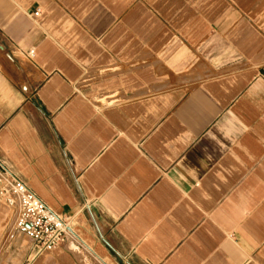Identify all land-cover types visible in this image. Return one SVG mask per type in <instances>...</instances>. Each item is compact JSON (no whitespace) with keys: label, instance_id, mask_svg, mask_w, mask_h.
I'll return each mask as SVG.
<instances>
[{"label":"crops","instance_id":"1","mask_svg":"<svg viewBox=\"0 0 264 264\" xmlns=\"http://www.w3.org/2000/svg\"><path fill=\"white\" fill-rule=\"evenodd\" d=\"M10 176L84 246L0 264H264V0H0Z\"/></svg>","mask_w":264,"mask_h":264},{"label":"built area","instance_id":"2","mask_svg":"<svg viewBox=\"0 0 264 264\" xmlns=\"http://www.w3.org/2000/svg\"><path fill=\"white\" fill-rule=\"evenodd\" d=\"M33 14L38 16L40 10ZM0 199L15 210L14 231L26 236L39 252L62 245H74L78 248L84 246L69 219L50 209L17 177H0Z\"/></svg>","mask_w":264,"mask_h":264},{"label":"rangeland","instance_id":"3","mask_svg":"<svg viewBox=\"0 0 264 264\" xmlns=\"http://www.w3.org/2000/svg\"><path fill=\"white\" fill-rule=\"evenodd\" d=\"M28 240V239H27Z\"/></svg>","mask_w":264,"mask_h":264}]
</instances>
